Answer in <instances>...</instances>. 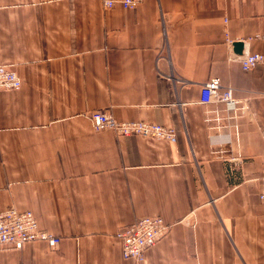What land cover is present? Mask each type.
<instances>
[{
  "label": "crops",
  "instance_id": "crops-1",
  "mask_svg": "<svg viewBox=\"0 0 264 264\" xmlns=\"http://www.w3.org/2000/svg\"><path fill=\"white\" fill-rule=\"evenodd\" d=\"M226 32L261 38L238 53ZM246 53L264 54V0H0V64L23 81L0 93V213L30 210L61 238L0 264H264V64L244 71ZM214 78L235 111L201 103ZM99 110L176 138L97 132ZM154 216L170 233L125 258L117 233Z\"/></svg>",
  "mask_w": 264,
  "mask_h": 264
},
{
  "label": "built area",
  "instance_id": "built-area-1",
  "mask_svg": "<svg viewBox=\"0 0 264 264\" xmlns=\"http://www.w3.org/2000/svg\"><path fill=\"white\" fill-rule=\"evenodd\" d=\"M105 10H112L117 6L124 9H135L145 0H101ZM228 21L225 20V24ZM227 43L234 45L229 39V33L225 34ZM261 38L260 35L242 40V43ZM234 43V44H233ZM244 71H252L259 65L264 64V54L246 53L240 58ZM23 81L19 75L10 67L0 64V93L4 91L19 90ZM223 103L227 110L235 111L239 102L234 98V90L224 86L219 78H214L205 83L202 89L201 103ZM97 132L112 131L119 137H143L157 140L171 141L176 138V130L171 126L147 122L134 121L122 122L117 120L109 111H95L87 115ZM241 162L240 158L235 159L236 166ZM264 199V196H262ZM184 223L189 224L188 220ZM195 225V223H191ZM172 225L166 222L162 216L144 217L135 223L125 226L117 233V238L122 243L123 256L143 263L147 259L148 252L164 239L171 230ZM32 242H45L53 250H56L61 238L51 234L39 226L35 214L30 211H21L13 207L0 213V249L10 248L21 250L26 244Z\"/></svg>",
  "mask_w": 264,
  "mask_h": 264
},
{
  "label": "water",
  "instance_id": "water-1",
  "mask_svg": "<svg viewBox=\"0 0 264 264\" xmlns=\"http://www.w3.org/2000/svg\"><path fill=\"white\" fill-rule=\"evenodd\" d=\"M235 51L238 53H242L244 44L242 42L235 43L234 45Z\"/></svg>",
  "mask_w": 264,
  "mask_h": 264
}]
</instances>
